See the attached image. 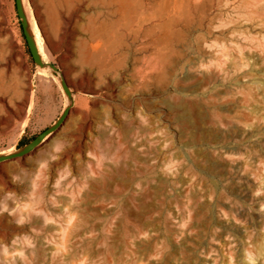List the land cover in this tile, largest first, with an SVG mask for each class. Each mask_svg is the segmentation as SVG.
Returning <instances> with one entry per match:
<instances>
[{
	"label": "rangeland",
	"instance_id": "obj_1",
	"mask_svg": "<svg viewBox=\"0 0 264 264\" xmlns=\"http://www.w3.org/2000/svg\"><path fill=\"white\" fill-rule=\"evenodd\" d=\"M197 5L0 0V264H264V0Z\"/></svg>",
	"mask_w": 264,
	"mask_h": 264
},
{
	"label": "bare ground",
	"instance_id": "obj_2",
	"mask_svg": "<svg viewBox=\"0 0 264 264\" xmlns=\"http://www.w3.org/2000/svg\"><path fill=\"white\" fill-rule=\"evenodd\" d=\"M111 5V12L122 17H130L131 23H135L136 36L146 37L155 26L165 28L169 21L181 16L191 7L197 8L198 0H107ZM211 1V0H210ZM38 14V13H36ZM153 20L158 23L152 24ZM174 22V21H173ZM152 24V25H150Z\"/></svg>",
	"mask_w": 264,
	"mask_h": 264
},
{
	"label": "water",
	"instance_id": "obj_3",
	"mask_svg": "<svg viewBox=\"0 0 264 264\" xmlns=\"http://www.w3.org/2000/svg\"><path fill=\"white\" fill-rule=\"evenodd\" d=\"M63 85H64V88L68 91V85H67V83L65 81H63ZM21 154H23V151H19V152H16V153L8 154V155L3 156L2 158L3 159L12 158V157L19 156Z\"/></svg>",
	"mask_w": 264,
	"mask_h": 264
},
{
	"label": "trees",
	"instance_id": "obj_4",
	"mask_svg": "<svg viewBox=\"0 0 264 264\" xmlns=\"http://www.w3.org/2000/svg\"><path fill=\"white\" fill-rule=\"evenodd\" d=\"M28 142H24L23 140H21L20 141V143H19V146H23V145H25V144H27Z\"/></svg>",
	"mask_w": 264,
	"mask_h": 264
}]
</instances>
